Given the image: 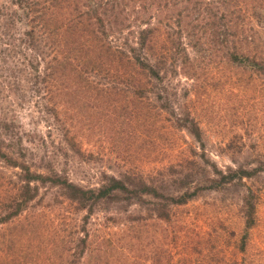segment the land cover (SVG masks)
<instances>
[{
    "label": "trees",
    "instance_id": "obj_1",
    "mask_svg": "<svg viewBox=\"0 0 264 264\" xmlns=\"http://www.w3.org/2000/svg\"><path fill=\"white\" fill-rule=\"evenodd\" d=\"M224 65L234 72L223 74ZM175 72L194 80L188 88H264V0H0V91L22 88V97L24 88H33L43 99L99 102L122 114L165 111L198 149L181 152L153 176L102 174L96 187H83L52 168L31 170L20 136L4 142L1 131L10 121L1 114L0 163L17 171L14 178L0 171V226L44 184L57 187L73 210L84 208L86 214L78 224H66L82 237L35 249L7 245L0 233V264H151L148 219L168 220L175 207L202 192L223 191L254 175V168L238 163L217 167L206 157L196 119L167 110L176 100V86L168 80ZM50 113L57 118L55 109ZM253 197L248 187L241 194L245 227L253 222ZM131 204L134 214L126 213ZM95 207L125 214L115 239L106 233L99 244L87 243L88 214ZM197 243L182 248L198 256L195 264L225 263L222 244H204L202 237ZM164 251L159 247L152 254L154 263Z\"/></svg>",
    "mask_w": 264,
    "mask_h": 264
},
{
    "label": "rangeland",
    "instance_id": "obj_2",
    "mask_svg": "<svg viewBox=\"0 0 264 264\" xmlns=\"http://www.w3.org/2000/svg\"><path fill=\"white\" fill-rule=\"evenodd\" d=\"M232 71L228 65L221 69L223 74ZM168 80L176 86L171 88L176 100L167 110L179 117L189 112L196 119L206 157L221 169L233 168L237 163L254 168V175L223 191L202 192L175 207L168 220L148 219L145 243L151 264H157L152 254L158 255L159 247L166 250L159 256V264H195L198 256L182 248L183 244H200V237L204 244L223 245L224 264H264V88H188L194 80L179 72L170 74ZM19 89L0 91V115L10 121L7 131H1L2 138L6 143L20 136L22 152L25 160L32 162L33 171L47 173L52 168L78 185L96 187L102 174L117 176L134 171L153 176L177 160L181 152L192 148L198 151L191 136L178 126L180 122L165 111L159 115L122 114L118 108L112 112L99 102L43 99L42 91L33 88H24L21 97ZM52 108L57 118L49 114ZM0 171L14 178L12 172L17 169L0 163ZM247 187L254 196L249 227L244 226L240 210L241 194ZM69 203L57 187L38 185L37 195L17 216L0 226V233L7 245L33 249L35 244H57L60 239L63 242L82 237L80 231L71 234L73 227L67 225L78 224L86 211L73 210ZM136 208L131 204L126 213L134 214ZM113 215L116 219L111 223L105 220ZM124 215L93 208L86 225L90 234L87 243L99 244L106 233L115 239ZM215 234L220 235L216 243Z\"/></svg>",
    "mask_w": 264,
    "mask_h": 264
}]
</instances>
